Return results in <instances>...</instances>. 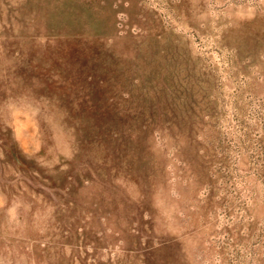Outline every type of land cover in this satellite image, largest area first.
<instances>
[{"label":"rangeland","instance_id":"rangeland-1","mask_svg":"<svg viewBox=\"0 0 264 264\" xmlns=\"http://www.w3.org/2000/svg\"><path fill=\"white\" fill-rule=\"evenodd\" d=\"M0 264H264V0H0Z\"/></svg>","mask_w":264,"mask_h":264}]
</instances>
